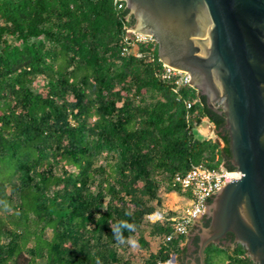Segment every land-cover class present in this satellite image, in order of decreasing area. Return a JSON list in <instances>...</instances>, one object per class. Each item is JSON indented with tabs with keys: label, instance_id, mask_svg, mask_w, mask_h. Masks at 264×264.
I'll return each instance as SVG.
<instances>
[{
	"label": "trees",
	"instance_id": "1",
	"mask_svg": "<svg viewBox=\"0 0 264 264\" xmlns=\"http://www.w3.org/2000/svg\"><path fill=\"white\" fill-rule=\"evenodd\" d=\"M127 16L115 0H0V264L181 259L187 237L165 242L168 220L145 221L160 188L181 194L172 178L192 167L234 170L224 117L162 78L157 44L123 53ZM204 120L217 140L194 137ZM118 220L136 225L134 253ZM203 264L254 263L235 244L209 245Z\"/></svg>",
	"mask_w": 264,
	"mask_h": 264
},
{
	"label": "water",
	"instance_id": "2",
	"mask_svg": "<svg viewBox=\"0 0 264 264\" xmlns=\"http://www.w3.org/2000/svg\"><path fill=\"white\" fill-rule=\"evenodd\" d=\"M121 1L134 19L129 29L151 35L160 62L187 72L207 108L224 117L230 164L240 172L211 199L187 264H203L209 245L235 244L264 264V0ZM201 127L207 138L211 125Z\"/></svg>",
	"mask_w": 264,
	"mask_h": 264
},
{
	"label": "built area",
	"instance_id": "3",
	"mask_svg": "<svg viewBox=\"0 0 264 264\" xmlns=\"http://www.w3.org/2000/svg\"><path fill=\"white\" fill-rule=\"evenodd\" d=\"M115 2H121V0H115ZM121 8L122 6L118 5V9ZM128 23L127 16L125 17V24L123 26V37L127 46L123 48V53H127L128 47L133 49L138 43H155L151 35L130 30L129 28H133V26H130ZM162 67V78L164 80L173 81L176 86L189 87L199 94L190 85V76L187 72L172 68L164 63H162ZM195 102L187 104L186 107L190 108ZM230 178L238 180L240 172L236 171V169L228 171L223 165H220L217 170L213 171L198 166L192 167L185 173L175 174L172 181L181 187L182 193H173L177 199L173 203V206L153 212L151 215L145 217V221L153 224L165 219L168 220L171 234L165 238V242H169L176 237L187 236L196 222L207 215L209 201L225 184L230 182ZM168 264H175V258H172Z\"/></svg>",
	"mask_w": 264,
	"mask_h": 264
},
{
	"label": "rangeland",
	"instance_id": "4",
	"mask_svg": "<svg viewBox=\"0 0 264 264\" xmlns=\"http://www.w3.org/2000/svg\"><path fill=\"white\" fill-rule=\"evenodd\" d=\"M203 122L209 123L207 120H204ZM202 123L199 125L198 129L199 128L203 129L201 127ZM210 125L212 127V133H210L207 138L202 137L201 134L197 130L194 131V133H193L194 137L196 139L203 138V139L217 140L216 133H214V127H213L212 124H210ZM159 197L161 199L162 205H164V207L161 210L166 209V208H169V207H172L173 206V203L177 200L176 197H175V195H173V193H167V192H165L163 187H161L160 190H159ZM197 224H198V222H196L195 225H197ZM188 235L186 236L187 237L186 247H187V244H188V237H189ZM148 240H149V243H150V246H151V251H155L157 249L158 245L161 243V241L159 239H148ZM224 248H226V246ZM128 251L131 252V253H134L136 251V248L133 249L132 247L129 246ZM123 255L125 256V253ZM137 258L141 259V257L139 255H138ZM138 264H143V260H139ZM175 264H183V258H181V259H175Z\"/></svg>",
	"mask_w": 264,
	"mask_h": 264
},
{
	"label": "clouds",
	"instance_id": "5",
	"mask_svg": "<svg viewBox=\"0 0 264 264\" xmlns=\"http://www.w3.org/2000/svg\"><path fill=\"white\" fill-rule=\"evenodd\" d=\"M0 205L3 206L5 211H11V207L8 204L7 201L0 200ZM126 215H129L126 213ZM112 236L114 240L117 242L119 245H129L133 249H135L138 246V241L135 239L133 236H128L125 237L124 232H130L133 233L136 231V225L134 223H129L127 220H118L115 222L112 227ZM95 264H102V261L99 257L95 259Z\"/></svg>",
	"mask_w": 264,
	"mask_h": 264
},
{
	"label": "flooded vegetation",
	"instance_id": "6",
	"mask_svg": "<svg viewBox=\"0 0 264 264\" xmlns=\"http://www.w3.org/2000/svg\"><path fill=\"white\" fill-rule=\"evenodd\" d=\"M207 216V215H206ZM206 216L205 217H202L201 219H199L198 224L194 226V229L193 231H191L189 233V237H188V240H189V247H186V252L185 254L183 255V264H186L188 263L189 259H195V248H194V245H193V242H194V239H195V231L199 230L201 227H207L208 224L206 225ZM225 245H228L232 242V240L230 238H228V235L225 239Z\"/></svg>",
	"mask_w": 264,
	"mask_h": 264
},
{
	"label": "bare ground",
	"instance_id": "7",
	"mask_svg": "<svg viewBox=\"0 0 264 264\" xmlns=\"http://www.w3.org/2000/svg\"><path fill=\"white\" fill-rule=\"evenodd\" d=\"M204 134H207L208 133V130L207 129H204L202 130ZM240 179V178H239Z\"/></svg>",
	"mask_w": 264,
	"mask_h": 264
}]
</instances>
